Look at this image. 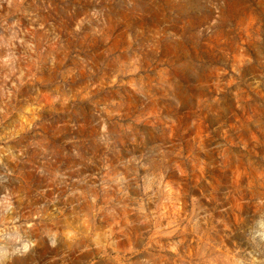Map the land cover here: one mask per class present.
<instances>
[{
  "label": "rangeland",
  "instance_id": "1",
  "mask_svg": "<svg viewBox=\"0 0 264 264\" xmlns=\"http://www.w3.org/2000/svg\"><path fill=\"white\" fill-rule=\"evenodd\" d=\"M0 264H264V0H0Z\"/></svg>",
  "mask_w": 264,
  "mask_h": 264
}]
</instances>
